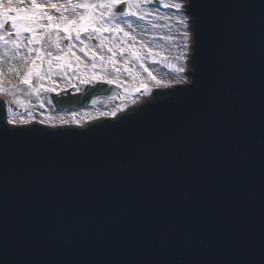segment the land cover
<instances>
[{
	"label": "water",
	"instance_id": "water-1",
	"mask_svg": "<svg viewBox=\"0 0 264 264\" xmlns=\"http://www.w3.org/2000/svg\"><path fill=\"white\" fill-rule=\"evenodd\" d=\"M204 9L198 29L203 47L197 52L206 55L196 54L195 65L202 67L196 88L155 89L152 97L147 95L146 104L152 103L136 104L134 110L121 113L131 116L117 122L101 118L98 121L104 122L87 130L64 125L66 130L47 131L44 124H34L22 127L36 126L31 127L35 130L0 138V242L6 241L10 257L49 264L214 261L227 258L226 244L220 241L208 249L209 241L220 220L237 213L258 242L260 110L226 94L219 131L200 137L191 134L193 113L205 98L209 65L214 63L204 45L213 36L207 18L215 14ZM246 30L242 28V36ZM258 54L256 59L264 65V47ZM106 89L89 88L75 101L52 102L60 107L95 103V96L115 88ZM5 115L0 104V124ZM213 126L214 117L209 121ZM55 132L60 134H49ZM233 169L240 178L232 175ZM193 201L209 211L194 212L189 207ZM123 222H145L149 231L141 241L121 240L116 228L102 232L93 227ZM189 235L190 243H181Z\"/></svg>",
	"mask_w": 264,
	"mask_h": 264
},
{
	"label": "snow or ice",
	"instance_id": "snow-or-ice-1",
	"mask_svg": "<svg viewBox=\"0 0 264 264\" xmlns=\"http://www.w3.org/2000/svg\"><path fill=\"white\" fill-rule=\"evenodd\" d=\"M25 0H0V93H4L20 103L17 93L26 89L29 95H40L41 91L54 92L56 81L54 75L64 74L66 69H81V76H78L81 84H90L96 80H103L95 71L90 75L83 72L85 68L105 69L110 66L118 75L121 70L133 76V69L128 67L129 61L139 63L140 67L148 77L154 81L156 88H171L173 84L183 85L185 88H196L193 80L196 68V48L198 43V29L201 25V12L203 8L223 9L234 7L223 3L210 2L200 3L198 0H187L184 3L165 4L166 8L183 10L185 13L180 24L184 26L183 47L185 49L181 59L185 60V66L169 65L175 73H186V75L169 80L167 82L158 79L145 65V60L153 57L154 49L144 39H138L134 33L132 21L129 17L144 19L150 13L144 12L142 4L144 0H99V2H76L68 0L67 3L51 2L48 6L31 0L30 7H24ZM260 8L264 16V0H261ZM51 13H55L51 14ZM167 19V17H165ZM207 24L217 37L218 56L216 58V79L211 83L199 108L193 113L191 121V134L200 137L211 135L219 131L221 124L220 113L226 94L232 93L233 89L226 87L232 79L237 66V57L242 44V36L237 25L230 19L217 13L207 18ZM8 26V27H6ZM63 34V35H62ZM142 35V34H141ZM170 38V37H169ZM100 49L101 51H97ZM189 51L191 58H189ZM88 57L90 65L86 63L81 55ZM105 54H101V53ZM55 53V54H54ZM123 66L118 67L120 60ZM7 64V71L3 65ZM8 77H15V81ZM135 78V76H134ZM38 83H33V81ZM49 84L46 86L44 81ZM109 84H118V79H108ZM144 92L150 93L151 88L144 80L140 81ZM124 87V85H120ZM137 88L136 91H140ZM129 89L124 87V91ZM238 94V93H237ZM135 103V101H133ZM11 110V109H10ZM75 116V114H73ZM104 116L115 117V111L105 112ZM214 117V126L209 127L210 118ZM261 157H260V205L262 209L259 240L256 242L250 231L245 229L240 222V214L237 213L228 219H221L216 231L209 241L208 249L213 248L217 242L223 241L226 244V257L214 261H194L191 264H264V73L261 78ZM39 123H47L40 120ZM236 124L241 121L234 119ZM32 123L23 117L10 118L4 124H0V138H7L34 128L21 127ZM63 125L71 123L80 124L77 119L60 121ZM11 124L14 127H8ZM60 134L59 132L49 133ZM229 147H232L229 145ZM220 152H217L219 155ZM232 161L230 160L229 163ZM232 175L240 178L238 171L233 169ZM229 193V198L232 197ZM242 198V194H236ZM189 207L194 212L206 214L209 209L202 203L193 201ZM96 231L106 232L113 228L117 229V235L121 240H143V236L149 230L145 222L136 224L123 222L118 225L96 226ZM156 237L152 240L155 242ZM191 235L181 241L189 244ZM173 240H169L171 244ZM201 243L203 241L201 240ZM161 246H164L163 243ZM0 264H49L45 261H34L31 259H16L8 255L6 241L0 242ZM52 264H80V262L57 261ZM87 264H187L184 260H147L137 262L131 259L106 261H88Z\"/></svg>",
	"mask_w": 264,
	"mask_h": 264
},
{
	"label": "bare ground",
	"instance_id": "bare-ground-1",
	"mask_svg": "<svg viewBox=\"0 0 264 264\" xmlns=\"http://www.w3.org/2000/svg\"><path fill=\"white\" fill-rule=\"evenodd\" d=\"M169 3L170 4H172V3H184L185 6H187V0H171V2H169ZM168 8H170V7H168ZM170 9L174 15H171L167 19V21L165 22L164 30L167 33L166 35L169 36L170 39H174L175 41L181 39L182 43L180 42V44H178L177 47H178V49L181 48V50H182V53L179 54L180 60H181L180 65L185 66V64H186L185 60L181 59V56L185 52V49L183 47V45L185 43V41L183 39V33H184L185 29H184V26L179 23V21L181 19H183L185 13L183 12V10H177L175 8H170ZM137 19H138V24L136 21H134V23H132L135 27H137L136 29H134V32H136L138 37L146 38V36H147L146 30L139 29L140 25L142 24V20L139 17H137ZM155 19H157V18H155ZM177 29H179L178 33L173 35ZM188 54H189V58H191V52L190 51ZM174 62L175 61H171V63H174ZM153 67H154V69L160 70L159 66L158 67L153 66ZM148 69L150 71H152L151 68L148 67ZM74 70H75V72H78L79 69L74 66ZM111 70L114 71L112 68H111ZM68 71H69V73L67 74V76H64L63 74H59V75H62V81L56 79L55 81H56L57 85H59L61 87L64 86L65 85L64 82H65L66 78H73L74 79L75 73H73L70 68ZM160 72L165 73L166 76H163ZM122 73L123 72L121 71L118 75H121ZM153 74L156 75L158 79H161L165 82H167L169 80H174L176 78H180V77L186 75V73H175L174 71L169 72L166 69V67L162 68L157 74L155 72H153ZM54 76H58V75H54ZM98 76H101V75H98ZM103 77H104V79L102 81H107L108 79H114V78L108 77V76H103ZM138 78H139V81L137 83V88H141L140 81L144 80V82L147 83L148 86L152 89L150 93L144 92L143 89L141 88L140 91H135V93H132L130 95H126V94L119 92L118 94L115 95V97H112L111 100H106L103 96H101L99 99L100 103L97 106H94V107L88 106L86 109H81L78 111L66 112V113H54L53 110L48 111V106L46 105V107H44V112L42 111L39 113L31 112V113H23L22 114V112H19L18 110L15 113L13 110V107L10 105V108H9V114L10 115L9 116H10V118L23 117L25 119H29L30 121H32V123H30L29 125L41 124L38 121L44 120V121H47V123H43L44 126L45 127L52 126L53 129L64 127V125L60 123L61 119L70 120V121L73 119L79 120L80 124H76V123L68 124V125H71L72 127H75V128L88 127L89 124L96 123L101 118L103 120H107V119L118 120L121 113H123L124 111H128V110H134V107H136V104H146L147 95H149V98L152 97L155 89H168V88H156V87H154V81H152L151 78L148 77L146 73L144 74V77L140 76ZM74 81L76 82V80H74ZM97 81H101V80H97ZM72 85H75L74 82H72V81L69 83L67 82V87H70ZM2 98H4V100L6 101L7 95H5L4 93L0 94V99H2ZM133 101H135V103H133ZM113 111H115L117 113V115L115 117H113L111 115H109V116L102 115L105 112L111 113ZM73 114H75V116ZM11 126H13V125H11Z\"/></svg>",
	"mask_w": 264,
	"mask_h": 264
},
{
	"label": "rangeland",
	"instance_id": "rangeland-1",
	"mask_svg": "<svg viewBox=\"0 0 264 264\" xmlns=\"http://www.w3.org/2000/svg\"><path fill=\"white\" fill-rule=\"evenodd\" d=\"M53 1L54 2L58 1L60 3H62L63 1L68 2V0H53ZM53 1L41 0V3H49V2H53ZM76 2H84V0H76ZM87 2H99V0H87ZM161 2H162V5L160 7H156V6H153L152 0H144V3L142 4L143 11L150 13V15L146 16L144 19H141L142 24L140 25L139 29L146 30L147 36H146V38L138 37V39H144L145 41H147L149 43V46H151L154 49V59H155L156 63H153V57H149L148 59L145 60V65L147 67L151 68L152 71L155 72L156 74L162 68H165V67L169 72H173L172 68L169 67V65L181 66L180 65L181 60H180L179 54L182 53L181 48L178 49V47H177L178 44H180V42L182 43L181 39L177 40V41H175L174 39H170L169 36L166 35L167 33L164 30L165 22L167 21V19L171 15H174L170 8H166L164 6L165 4H170L169 2H171V0H161ZM165 17H167V19H165ZM155 18H157V19H155ZM128 19H130L132 21V23H134V21H136L138 24L137 17H129ZM179 23H180V21H179ZM132 28L134 31V29H136L137 27H135L132 24ZM178 30L179 29H177L173 35L178 33ZM134 33L136 34V32H134ZM97 51H101V50L97 49ZM77 54L82 55L79 52H77ZM101 54H105V53L102 52ZM84 59H85L86 63H88L90 65L91 61L86 59V58H84ZM118 60H120V64H118L117 66L122 68L123 60L120 59V57H118ZM171 61H175V62L171 63ZM74 66L70 69L74 70ZM153 66H157V67L159 66L160 70L154 69ZM7 67H8V65L4 64L3 70L6 71ZM128 67L133 69V76L128 75L127 72H125L123 70H121L123 72L121 75H116L114 73V71L111 70L110 66H108L106 68V70L102 69L100 67L93 70L89 67V68L83 69V72L88 73L90 75V73L92 71H95L97 73V75L108 76V77H112L114 79H118L120 81V83L122 85H124V87H127L129 89L127 92H125L124 87L121 86L122 87V93L126 94V95H130L132 93H135V91L137 89V83L139 81L138 77H140V76L144 77V71L140 67L139 63H137L135 61H129ZM79 70H80L79 73L74 75V76H76V77H74V79L73 78H70V79L67 78L68 80L66 79L65 82H67L69 80L74 81L75 79H78L77 77L81 76V71H82L81 69H79ZM66 72L69 73V71H66ZM161 74L163 76H166L165 73H161ZM134 76H135V78H134ZM8 78L14 79V77H8ZM53 78L62 81V75L54 76ZM81 78H83V77L81 76ZM33 83L34 84L38 83V81L34 80ZM93 83H95V82H93ZM81 87H82V85H81ZM43 92H45V91L42 90L39 96H37L34 93L29 95V92L27 89L24 92L17 93V96L20 98V101H21L20 103L23 104L22 108L18 109L19 112L22 111L23 113H31V112H35V111L38 112L39 110L43 111L44 106H43V109L40 106H38L39 103H42V102H40V100L45 102V103L48 102L47 96H44ZM37 98H39V100ZM20 103H18V104H20ZM22 104H20V105H22ZM48 111H52L51 105L48 106Z\"/></svg>",
	"mask_w": 264,
	"mask_h": 264
}]
</instances>
